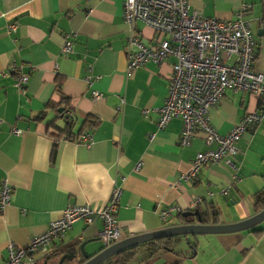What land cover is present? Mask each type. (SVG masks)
I'll return each mask as SVG.
<instances>
[{
	"label": "crops",
	"instance_id": "obj_1",
	"mask_svg": "<svg viewBox=\"0 0 264 264\" xmlns=\"http://www.w3.org/2000/svg\"><path fill=\"white\" fill-rule=\"evenodd\" d=\"M188 1L190 11L222 20L246 6L244 17L251 21L257 45L252 67L264 74V0ZM122 10V0H0V72L6 74H0V183L6 179L12 188L9 204L0 209V264L7 258L8 242L26 246L31 236L60 218L67 204L97 208L114 187L120 188L115 218L121 239L185 224L186 210L198 209L209 224L235 223L261 210L255 196L264 190V117L242 134L237 153L229 157L236 170L220 161L203 166L193 182H179L207 146L200 134L188 146L179 144L180 118L157 129L156 109L167 96L175 59L147 62L128 76L130 27ZM12 24L16 30L9 32ZM132 34L149 44L154 32L139 21ZM66 35L72 39L69 53L62 52ZM13 64L28 76L26 95L14 87ZM93 90L99 99L92 97ZM261 101L227 89L210 109V123L225 133L259 109ZM48 102L73 109L71 138L61 133L65 119L59 109L47 108ZM143 108L149 110L147 117ZM87 118L95 123H85ZM12 126L20 133L13 134ZM85 133L91 142L77 140ZM223 188L227 195L219 194ZM195 197L201 202L195 204ZM171 206L179 210L163 221L159 211ZM101 228L99 219L91 225L74 222L51 242L48 254H37L38 264H57L73 245L74 264H80V243L86 242L89 257L103 249ZM130 264H264V221L241 231L180 235L171 250L150 258L138 253Z\"/></svg>",
	"mask_w": 264,
	"mask_h": 264
},
{
	"label": "built area",
	"instance_id": "obj_2",
	"mask_svg": "<svg viewBox=\"0 0 264 264\" xmlns=\"http://www.w3.org/2000/svg\"><path fill=\"white\" fill-rule=\"evenodd\" d=\"M122 17L130 27L128 39L126 74L130 76L134 70L147 62L162 64L171 56L172 74L167 85V96L163 104L156 109L157 129H163L173 118H180L183 126L179 144L188 146L197 134H200L207 146L197 152L191 161L189 170L179 177V182H193L203 166L224 161L234 170L237 169L229 157L237 153V142L249 128L256 126L264 117V74L253 69L256 53V41L251 32V21L244 15L246 6H241L234 18L219 19L203 16L200 12L190 11L188 0H122ZM142 22L152 28L154 35L146 44L132 34V25ZM16 25H10L9 32H14ZM72 50V39L66 35L62 47L63 53ZM14 87L18 94L26 95L25 84L28 76L20 72V66L13 64ZM1 75H6L0 72ZM87 86L91 84L90 74L84 79ZM244 92L262 98L259 109L247 112L225 133H219L210 123V109L216 106L224 92ZM92 97L99 99L101 94L93 90ZM148 109H142V115L148 116ZM66 121L74 119L72 110H66ZM3 120L0 119V128ZM13 134L20 130L14 126ZM154 133L150 135V140ZM89 143L90 133L77 139ZM57 139L56 142H59ZM141 162L137 164V168ZM234 177L236 175L234 174ZM11 186L6 179L0 183V209L10 202ZM219 194L227 195L228 188ZM120 188L114 187L107 200L97 208L87 205L67 204L60 218L49 222L46 229L31 236L24 247L7 243V258L3 264H38L37 254L45 252L51 242L62 238L72 224L78 220L91 225L95 220L102 222L99 238L106 248L121 239V232L115 213L118 208ZM212 198L214 193L207 192ZM201 202L195 197L194 203ZM178 207L171 206L159 211L161 219L166 221Z\"/></svg>",
	"mask_w": 264,
	"mask_h": 264
},
{
	"label": "water",
	"instance_id": "obj_3",
	"mask_svg": "<svg viewBox=\"0 0 264 264\" xmlns=\"http://www.w3.org/2000/svg\"><path fill=\"white\" fill-rule=\"evenodd\" d=\"M62 109H59L61 112ZM183 217L190 219L187 220V223L180 225L167 226L165 228L147 232L144 234L134 235L127 238H122L114 244L103 248L94 256L89 257V255L85 252L84 246L86 242H82L78 246L79 252L81 251L82 261L80 264H98L104 259L110 257L111 255L131 246H138L144 242L149 240L157 239V238H166V237H174L180 235H195V234H209V233H228L234 231H241L245 229L252 228L258 223L264 221V207L254 214L253 216L241 220L231 224H209L203 222V217L198 209L194 210H186L183 212ZM75 246L73 245L72 250L74 251ZM68 252L63 254L57 264H62L65 260H72L74 258L73 252ZM46 264V261L44 262Z\"/></svg>",
	"mask_w": 264,
	"mask_h": 264
},
{
	"label": "trees",
	"instance_id": "obj_4",
	"mask_svg": "<svg viewBox=\"0 0 264 264\" xmlns=\"http://www.w3.org/2000/svg\"><path fill=\"white\" fill-rule=\"evenodd\" d=\"M65 98H63L64 100ZM47 108H54L56 110H58L60 108L59 104H54L52 102H48ZM72 110L70 109L69 106L65 105L63 107V110L61 112H58V116L59 117H64L65 111L66 110ZM74 116V114H73ZM64 119V118H63ZM87 121H90V119H86L85 123ZM91 123H95V121H90ZM65 128L63 130H60L62 134H65L68 138L72 137V134L70 133V123L69 121L65 120ZM255 203L258 209H262L264 207V190L258 191L256 193L255 196ZM182 214L179 213L178 215ZM214 215H217V211H213ZM203 217V222L207 223L209 220L206 219V217L204 216V214H201ZM215 219V218H214ZM185 220L187 221L188 218H185ZM255 231H259V230H255ZM176 237H166V238H157V239H153V240H149L147 242H144L138 246H131V247H127L125 249H122L121 251L111 255L110 257L104 259L103 261L99 262L98 264H130L133 259L137 256L138 253H140L142 255H144L145 258H150L153 257L157 254H159L162 251L165 250H171L174 246V243L176 242Z\"/></svg>",
	"mask_w": 264,
	"mask_h": 264
},
{
	"label": "rangeland",
	"instance_id": "obj_5",
	"mask_svg": "<svg viewBox=\"0 0 264 264\" xmlns=\"http://www.w3.org/2000/svg\"><path fill=\"white\" fill-rule=\"evenodd\" d=\"M84 249L87 251L88 247L86 248V246H85ZM86 251H85V252H86ZM80 253H81V251H80ZM79 255H81V254H79ZM68 262H69V263H72V264H74L75 262L77 263V257L74 258V259H72V260H65L64 264H67Z\"/></svg>",
	"mask_w": 264,
	"mask_h": 264
}]
</instances>
